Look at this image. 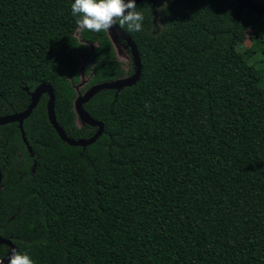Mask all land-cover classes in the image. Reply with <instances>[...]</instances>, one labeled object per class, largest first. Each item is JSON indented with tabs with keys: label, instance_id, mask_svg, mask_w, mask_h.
I'll list each match as a JSON object with an SVG mask.
<instances>
[{
	"label": "trees",
	"instance_id": "trees-1",
	"mask_svg": "<svg viewBox=\"0 0 264 264\" xmlns=\"http://www.w3.org/2000/svg\"><path fill=\"white\" fill-rule=\"evenodd\" d=\"M72 3L0 0V117L23 112L44 83L58 125L79 140L97 128L76 125L78 54L84 90L133 67L106 32L77 28ZM137 10L142 31L121 29L141 75L83 105L103 125L93 144L60 140L46 94L23 122L31 153L17 123L0 126V237L34 264H264V17L232 0Z\"/></svg>",
	"mask_w": 264,
	"mask_h": 264
},
{
	"label": "water",
	"instance_id": "water-1",
	"mask_svg": "<svg viewBox=\"0 0 264 264\" xmlns=\"http://www.w3.org/2000/svg\"><path fill=\"white\" fill-rule=\"evenodd\" d=\"M146 0H136L137 5L144 2ZM238 5V14L243 9L251 10L257 17H264V7L256 4L252 0H232ZM107 35H109V39L113 38L115 40H121L126 44L127 49L130 52L131 58H132V64H133V74L131 76H126L120 79H115L110 82H103L96 85L91 86L88 88L83 94L77 95L73 102V110L76 114L77 121L83 125L86 124L91 127H96L97 130L95 134L89 138V139H79L74 140L65 134L64 130L58 125L54 113V95L53 91L50 86L46 84H40L35 88V90L30 95V103L28 107L20 113H15L12 115H6L0 117V126L10 124V123H17L18 128L21 132V137L23 140V143L25 144L28 152L31 153V148L29 146V143L25 137L24 131H23V122L26 118H28L32 112V110L36 107V105L39 102V99L42 95L46 94L48 96V102L46 105L47 110V118L55 132L57 133L60 140L69 146L73 147H81L84 149L85 147L93 144L103 133V125L101 122L93 120L89 114L83 109V105L87 103L91 98H93L98 92H101L103 90H114L115 91V97L117 96V93L120 92L122 89L126 87L133 86L136 84V82L139 80L141 75V64H140V58L137 51V48L132 41L131 37L123 31L119 26H113V28L110 29L109 32H106ZM78 40H80V37H78ZM111 41V40H110ZM112 43V42H111ZM1 178L2 174L0 171V187H1ZM0 245H4L8 247V251L6 255L3 257L5 260L4 264H7V256L10 253V249L16 248V246L8 239L0 237Z\"/></svg>",
	"mask_w": 264,
	"mask_h": 264
},
{
	"label": "clouds",
	"instance_id": "clouds-1",
	"mask_svg": "<svg viewBox=\"0 0 264 264\" xmlns=\"http://www.w3.org/2000/svg\"><path fill=\"white\" fill-rule=\"evenodd\" d=\"M71 14L81 31L104 33L113 26H126L128 32H140L143 28L144 15L137 10L136 0H74ZM6 259L7 264H34L26 252L15 248L10 249ZM4 262L0 259V264Z\"/></svg>",
	"mask_w": 264,
	"mask_h": 264
},
{
	"label": "rangeland",
	"instance_id": "rangeland-1",
	"mask_svg": "<svg viewBox=\"0 0 264 264\" xmlns=\"http://www.w3.org/2000/svg\"><path fill=\"white\" fill-rule=\"evenodd\" d=\"M160 27H161V25H160L159 20L155 19L154 28L156 29V31H158L160 29ZM74 34H75V37H77V38L79 37L78 30H76ZM252 35H253L252 30H248L245 32V39L243 41L244 47H249L251 45ZM110 40L112 42V46H113V49L115 52L116 59L120 62L122 68L124 70H128L130 68L132 69V67H133L132 58H131V55L129 53V50L126 47V44L123 41L118 40V39L115 40L113 38H110ZM88 47L92 51V49L95 46L88 44ZM78 57L81 61L80 65L78 67L79 81L76 85H74V89H75L76 95H81L86 91V90H84V88H85V86L89 80V76H87L85 73L87 58H84V57L80 56L79 54H78ZM262 62H264V58H263ZM76 125L80 126L81 124L76 120Z\"/></svg>",
	"mask_w": 264,
	"mask_h": 264
},
{
	"label": "flooded vegetation",
	"instance_id": "flooded-vegetation-1",
	"mask_svg": "<svg viewBox=\"0 0 264 264\" xmlns=\"http://www.w3.org/2000/svg\"><path fill=\"white\" fill-rule=\"evenodd\" d=\"M130 53V52H129Z\"/></svg>",
	"mask_w": 264,
	"mask_h": 264
}]
</instances>
